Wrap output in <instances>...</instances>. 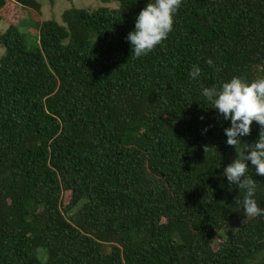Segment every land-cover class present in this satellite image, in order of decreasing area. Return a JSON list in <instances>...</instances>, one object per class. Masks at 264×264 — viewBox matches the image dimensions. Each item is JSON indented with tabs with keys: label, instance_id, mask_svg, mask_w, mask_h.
<instances>
[{
	"label": "trees",
	"instance_id": "trees-1",
	"mask_svg": "<svg viewBox=\"0 0 264 264\" xmlns=\"http://www.w3.org/2000/svg\"><path fill=\"white\" fill-rule=\"evenodd\" d=\"M111 1L42 21L33 45L17 25L0 33V264H264V215L212 246L245 190L223 175L231 121L201 94L264 78V0H182L140 58L126 36L150 0ZM13 9L41 13L0 0V21Z\"/></svg>",
	"mask_w": 264,
	"mask_h": 264
},
{
	"label": "clouds",
	"instance_id": "clouds-1",
	"mask_svg": "<svg viewBox=\"0 0 264 264\" xmlns=\"http://www.w3.org/2000/svg\"><path fill=\"white\" fill-rule=\"evenodd\" d=\"M181 3L182 0H150L141 10L135 21V29L126 36L131 44L133 58L146 56L168 37ZM206 62L213 65L211 59ZM200 75L201 68L193 66L190 77L197 80ZM201 94L211 104V108L216 109L225 120L231 121L230 127L225 128L224 132L227 145L235 147L237 157L224 168L223 175L230 185L245 190L243 200H237L236 203L242 204L246 218L264 215V209L258 206L254 198L257 188L255 180L247 174V162L250 161L256 174L264 176V78L247 81L234 76L219 87H202ZM253 121L261 127L259 139L253 144L245 143L244 147L238 149L241 138L250 135Z\"/></svg>",
	"mask_w": 264,
	"mask_h": 264
},
{
	"label": "rangeland",
	"instance_id": "rangeland-1",
	"mask_svg": "<svg viewBox=\"0 0 264 264\" xmlns=\"http://www.w3.org/2000/svg\"><path fill=\"white\" fill-rule=\"evenodd\" d=\"M41 5V13L38 14L36 11H31L28 14L25 9H13L9 10V16H6L0 21V33L7 30V28L11 25H17L21 32L25 33L26 41L29 45H33L36 41L37 29L40 23L44 20L48 19H56L61 22L62 13L70 9L72 7L76 8H85L87 10H95L99 7H110V8H118V1H105V0H36ZM5 53V50L2 46H0V59ZM237 157V151L231 161L228 163H232ZM228 166V165H227ZM250 217L246 218L244 215V211L240 213L237 217L232 219L228 225H226L220 233L213 240L212 246L215 250L219 248V246L223 243L224 240L227 239L230 235H232L241 225L248 220ZM43 254V250L38 251V255L41 258ZM42 259V258H41Z\"/></svg>",
	"mask_w": 264,
	"mask_h": 264
}]
</instances>
